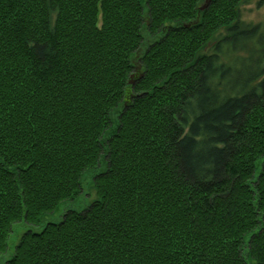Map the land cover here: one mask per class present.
Returning <instances> with one entry per match:
<instances>
[{
    "label": "trees",
    "instance_id": "1",
    "mask_svg": "<svg viewBox=\"0 0 264 264\" xmlns=\"http://www.w3.org/2000/svg\"><path fill=\"white\" fill-rule=\"evenodd\" d=\"M247 1L0 0V261L264 264V26ZM90 173V206L11 246Z\"/></svg>",
    "mask_w": 264,
    "mask_h": 264
},
{
    "label": "rangeland",
    "instance_id": "2",
    "mask_svg": "<svg viewBox=\"0 0 264 264\" xmlns=\"http://www.w3.org/2000/svg\"><path fill=\"white\" fill-rule=\"evenodd\" d=\"M241 16L242 20L248 25L250 23H261V25L264 26V0H248L241 8ZM117 116L118 114L116 113L112 114L111 119L116 121ZM97 170L102 171V166H100ZM92 180L93 174H86L84 177L85 188L83 189L81 195L78 196V198L72 200V202L63 203L56 213L44 216L40 227L28 226L25 223L15 225L13 228V234L9 240L11 246L13 247L16 242L19 241L25 231L29 230V228H31L33 231L40 232V230L48 223L61 222L62 217L66 212L70 210L83 211V209H86L88 206H90L93 200L96 199L95 191L92 188ZM11 255L12 254L8 253L5 257H3L0 261V264H6Z\"/></svg>",
    "mask_w": 264,
    "mask_h": 264
},
{
    "label": "water",
    "instance_id": "3",
    "mask_svg": "<svg viewBox=\"0 0 264 264\" xmlns=\"http://www.w3.org/2000/svg\"><path fill=\"white\" fill-rule=\"evenodd\" d=\"M133 84V82H131V85Z\"/></svg>",
    "mask_w": 264,
    "mask_h": 264
}]
</instances>
